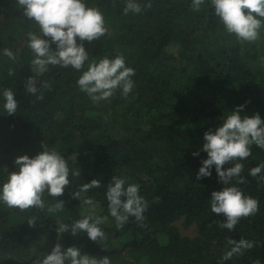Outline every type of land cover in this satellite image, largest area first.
Returning <instances> with one entry per match:
<instances>
[{"label":"trees","instance_id":"1","mask_svg":"<svg viewBox=\"0 0 264 264\" xmlns=\"http://www.w3.org/2000/svg\"><path fill=\"white\" fill-rule=\"evenodd\" d=\"M84 2L103 14L106 34L84 42L89 60L81 70L49 66L37 76L28 33L42 35L40 28L24 17L17 0H0V188L18 171L17 157L34 158L44 149L64 157L70 169L62 196L50 197L47 190L42 196L48 207L63 202L60 210L22 211L0 201V264H33L57 243L63 249L75 246L82 255L108 257L110 264H264V181L259 179L264 170L250 175L264 164V149L252 145L251 156L238 161L244 165V184L233 178L226 185L259 202L257 213L241 218L232 231L219 226L222 214L211 212V193L224 187L215 166L211 177L196 179L207 159L206 132L222 126L241 105L242 117L258 113L264 120V24L258 39L247 42L226 31L211 0H204L199 11L192 0H137L151 7L127 15V0ZM117 55L135 70L132 91L123 96L117 89L109 99L93 102L77 80L92 61ZM30 77L36 80V95L26 90ZM5 89L18 101L14 115L4 109ZM76 171L79 176L72 175ZM113 176L124 179L125 186L139 185L149 205L142 222L129 217L117 228L106 197ZM93 179L102 186L82 193L80 200L72 198ZM84 198L101 211L94 215L105 236L96 242L83 232L71 234V224L90 214ZM33 217L36 224L30 227ZM182 218L187 227L196 225L197 237L181 236L173 224ZM61 224L68 232L57 231ZM230 240H247L253 247L223 260L233 247Z\"/></svg>","mask_w":264,"mask_h":264},{"label":"clouds","instance_id":"2","mask_svg":"<svg viewBox=\"0 0 264 264\" xmlns=\"http://www.w3.org/2000/svg\"><path fill=\"white\" fill-rule=\"evenodd\" d=\"M17 3L22 7L24 17L38 24L42 34L28 33V47L34 56L32 67L37 76L47 72L49 66L81 70L89 60L84 42L98 40L107 32L103 14L97 8L88 7L84 0H17ZM203 3L204 0H192L193 10L199 11ZM150 7L151 3L142 6L137 0H127L123 12L125 15L129 12L139 14ZM210 7L214 9V15L220 18L229 34L247 42L258 39V30L264 24V19L257 17L264 18V0H211ZM4 55L15 59L8 49L4 50ZM9 75H13L11 70ZM134 75L135 70L126 67L123 56L117 55L114 59L105 57L92 61L88 70L77 80V84L93 102H99L112 97L117 89L122 90L123 96H127L134 87L131 79ZM43 87L49 86L44 84ZM26 90L33 95L37 94L39 89L35 78L28 79ZM3 98L5 111L8 115H14L19 105L13 91L5 89ZM37 99H43V96L38 95ZM243 108V105L239 106L223 119L222 126L204 134L202 151L207 153V159L201 161L202 166L196 177L197 180L211 177V169L215 166L218 180L224 187L211 193V212L223 215L224 220L219 226L229 231L234 230L241 218L256 214L259 207L258 200L246 196L240 188L226 186L233 178H237V184L246 182L241 176L244 165L238 161L251 156L252 145L264 149V120L258 113L242 117L240 112ZM192 155L198 156L199 152ZM226 164L232 166L225 169ZM15 165L18 171L8 174L7 181L0 188V201L10 208L22 211L33 208L40 211L47 208V211L54 212L64 208L63 202L48 207L42 199L46 190L50 197L57 198L62 196L65 188L69 186L70 169L64 157L56 151L44 149L34 158L27 155L17 157ZM262 170L264 164L251 169L250 175L257 177ZM72 175L79 176L80 171ZM259 179L264 181V176H259ZM125 185L126 181L116 176H113L107 185L108 209L110 215L115 218L118 229L127 223L129 217L142 222L149 207L148 202L139 195V185ZM101 186L100 180L93 179L72 193V198L80 200L82 193ZM83 204L91 206L90 214L71 224V234L76 236L78 232L86 233L93 242L103 239L105 234L98 226L101 219L94 215L96 205L93 199L84 198ZM27 223L30 227L35 226V217ZM68 230V225L61 224L57 227L61 234ZM229 243L233 247L224 254L223 260L231 259L233 255H240L243 250L253 247V243L247 240H230ZM33 264H110V258L82 255L81 250L75 246L63 249V246L57 243L50 254H43L42 259L37 257Z\"/></svg>","mask_w":264,"mask_h":264},{"label":"rangeland","instance_id":"3","mask_svg":"<svg viewBox=\"0 0 264 264\" xmlns=\"http://www.w3.org/2000/svg\"><path fill=\"white\" fill-rule=\"evenodd\" d=\"M100 212L101 211L96 210L94 214L98 215ZM173 225L179 230L181 236H183V237L195 238L198 236V231H197L196 225H192L190 227H187L184 218L176 221Z\"/></svg>","mask_w":264,"mask_h":264}]
</instances>
